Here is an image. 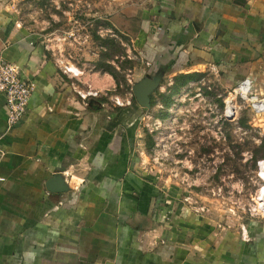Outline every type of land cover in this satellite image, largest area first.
I'll use <instances>...</instances> for the list:
<instances>
[{
    "label": "crops",
    "instance_id": "obj_1",
    "mask_svg": "<svg viewBox=\"0 0 264 264\" xmlns=\"http://www.w3.org/2000/svg\"><path fill=\"white\" fill-rule=\"evenodd\" d=\"M110 11L151 78L214 71L264 96V0H120ZM2 60L35 87L11 129L0 94V264H264V219L217 227L162 192L136 155L142 108L109 112L98 98L110 73L63 66L0 1ZM58 175L66 192L48 190Z\"/></svg>",
    "mask_w": 264,
    "mask_h": 264
},
{
    "label": "rangeland",
    "instance_id": "obj_2",
    "mask_svg": "<svg viewBox=\"0 0 264 264\" xmlns=\"http://www.w3.org/2000/svg\"><path fill=\"white\" fill-rule=\"evenodd\" d=\"M0 1L19 26L57 52L63 66L114 75V87L98 98L109 112L116 103L137 104L132 89L150 77L149 65L110 21L120 0ZM195 70L166 73L151 107L139 111L136 155L162 192L187 212L224 228L263 220L264 212L254 211H264V114L256 116L250 101L237 96V114L226 119V101L229 111L237 85H226L214 71ZM187 74L200 75L183 79Z\"/></svg>",
    "mask_w": 264,
    "mask_h": 264
},
{
    "label": "built area",
    "instance_id": "obj_3",
    "mask_svg": "<svg viewBox=\"0 0 264 264\" xmlns=\"http://www.w3.org/2000/svg\"><path fill=\"white\" fill-rule=\"evenodd\" d=\"M34 87L32 81L23 77L22 68L18 64L5 60L0 62V94H3L6 99L7 123L10 129L22 120L27 111ZM234 93L233 104L236 97L240 96L242 99L250 101L252 111L256 116L264 114V97L254 94L251 79L246 78L238 83ZM227 107L226 101L225 118L232 119L237 114V106L234 104L229 111H227ZM254 212L263 214L264 211L257 207Z\"/></svg>",
    "mask_w": 264,
    "mask_h": 264
},
{
    "label": "water",
    "instance_id": "obj_4",
    "mask_svg": "<svg viewBox=\"0 0 264 264\" xmlns=\"http://www.w3.org/2000/svg\"><path fill=\"white\" fill-rule=\"evenodd\" d=\"M165 75V71H158L153 78L146 77L142 81L138 82L133 86V94L136 99L137 104L142 109H148L151 107L150 101L151 96L159 87L163 77ZM62 183V184H61ZM48 190L56 193L66 192L68 190L67 187L63 185L61 177L55 176L49 181Z\"/></svg>",
    "mask_w": 264,
    "mask_h": 264
},
{
    "label": "trees",
    "instance_id": "obj_5",
    "mask_svg": "<svg viewBox=\"0 0 264 264\" xmlns=\"http://www.w3.org/2000/svg\"><path fill=\"white\" fill-rule=\"evenodd\" d=\"M150 54V53H149ZM151 55V54H150ZM107 56H109L108 54H107ZM150 58V57H149ZM112 59V58H111ZM151 59V58H150ZM107 65V64H106ZM104 66V67H107V66ZM168 68H166L165 70H167ZM167 71H170V70H167ZM107 72H109L110 74H112L110 71H107ZM113 75V74H112ZM197 75H200V74H187V75H185V76H183V79H192V78H194V77H196ZM114 76V75H113ZM137 120H138V117H137ZM259 153V152H258ZM255 158L256 159H258V157H257V153H256V155H255Z\"/></svg>",
    "mask_w": 264,
    "mask_h": 264
},
{
    "label": "bare ground",
    "instance_id": "obj_6",
    "mask_svg": "<svg viewBox=\"0 0 264 264\" xmlns=\"http://www.w3.org/2000/svg\"><path fill=\"white\" fill-rule=\"evenodd\" d=\"M232 105V104H231ZM259 168H260V173H264V161H262V162H260V166H259ZM263 195H264V192H263ZM263 208H264V206H263Z\"/></svg>",
    "mask_w": 264,
    "mask_h": 264
},
{
    "label": "flooded vegetation",
    "instance_id": "obj_7",
    "mask_svg": "<svg viewBox=\"0 0 264 264\" xmlns=\"http://www.w3.org/2000/svg\"><path fill=\"white\" fill-rule=\"evenodd\" d=\"M152 77V76H151Z\"/></svg>",
    "mask_w": 264,
    "mask_h": 264
}]
</instances>
